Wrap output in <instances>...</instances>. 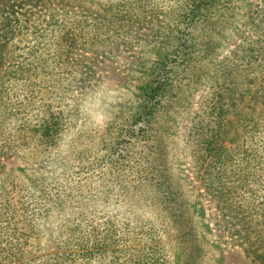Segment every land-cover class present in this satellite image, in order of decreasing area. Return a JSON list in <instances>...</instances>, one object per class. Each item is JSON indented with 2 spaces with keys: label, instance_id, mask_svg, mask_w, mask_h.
<instances>
[{
  "label": "rangeland",
  "instance_id": "374dc122",
  "mask_svg": "<svg viewBox=\"0 0 264 264\" xmlns=\"http://www.w3.org/2000/svg\"><path fill=\"white\" fill-rule=\"evenodd\" d=\"M192 6L0 0V264H264V0Z\"/></svg>",
  "mask_w": 264,
  "mask_h": 264
},
{
  "label": "trees",
  "instance_id": "16d2710c",
  "mask_svg": "<svg viewBox=\"0 0 264 264\" xmlns=\"http://www.w3.org/2000/svg\"><path fill=\"white\" fill-rule=\"evenodd\" d=\"M215 0H193V6H192V10H191V14L190 17L193 20V18L195 19L198 16V12H200L201 10L205 9L206 7H208L209 5H211ZM15 5H12V13L14 12L13 8ZM6 20L8 18H5ZM4 19V20H5ZM8 41H4L2 39H0V54H1V48H3ZM4 60L3 57L0 55V67L3 66ZM167 81V80H166ZM163 84H158V85H151L149 87V89L146 91L145 95H144V104H143V109L141 111L139 120H144L145 122H147L149 116L154 115V111H156L157 106L161 103V99L163 98V94H161V91L165 89V87H163ZM167 85V83L165 84V86ZM159 98V99H158ZM223 122V119H222ZM42 131L39 133V140L42 141L43 144H48L51 143L52 140L55 138V128L51 125L49 126H45L41 128ZM254 254V256L256 257V259H259L261 261H264V253H260L258 251H253L252 252Z\"/></svg>",
  "mask_w": 264,
  "mask_h": 264
}]
</instances>
